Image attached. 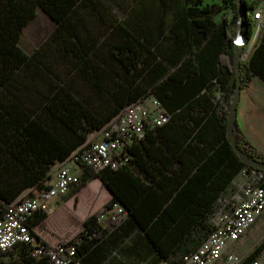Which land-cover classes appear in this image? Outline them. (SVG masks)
Returning <instances> with one entry per match:
<instances>
[{"label":"trees","instance_id":"trees-1","mask_svg":"<svg viewBox=\"0 0 264 264\" xmlns=\"http://www.w3.org/2000/svg\"><path fill=\"white\" fill-rule=\"evenodd\" d=\"M220 1L204 4V0H159L162 15L149 10H133L126 15L121 9L114 10L113 0H0V218L26 188L30 187L27 196H40L49 187L56 161L84 144L89 134L101 129L127 103L154 91L159 84H154L157 77L144 69L156 55H192L209 49L221 61L217 76L221 93L215 104V118L223 133L222 140L198 169L194 173H159L141 164L150 134L162 130L166 121L144 130L140 139L127 146L129 159L117 169L106 167L96 172L82 165L80 180L70 192L81 190L96 177L111 191L105 207L123 205L163 260L176 264L183 253L193 251L210 231L208 217L231 180L243 169H259L239 158L226 133L236 81L232 33L239 24V13L245 11L239 24L245 38L243 53L255 25L250 13L260 0ZM37 7L52 18L55 27L44 44L27 52L19 40ZM223 9H230L233 16L219 24L216 16ZM165 13H170L171 21L164 18ZM62 60L68 63L67 73H82L105 97L108 106L104 110L89 105L73 91L68 84L70 76L58 70ZM239 64L240 88L248 84L252 75L264 79V23L249 55ZM106 78L107 85L103 83ZM164 79L169 80L170 75ZM232 135L239 151L264 162V153L243 135L236 118ZM220 163L216 172H202L204 167L217 168ZM158 174L162 182H158ZM46 214L29 218L32 231ZM96 219L94 212L87 215L74 236L58 240L65 246H75L78 264L89 242L107 230L101 229ZM118 221L119 216L110 225ZM263 250L264 239L241 264L257 258ZM9 254L16 256L13 264H53L46 254L32 256L27 243L0 251V259Z\"/></svg>","mask_w":264,"mask_h":264},{"label":"crops","instance_id":"crops-1","mask_svg":"<svg viewBox=\"0 0 264 264\" xmlns=\"http://www.w3.org/2000/svg\"><path fill=\"white\" fill-rule=\"evenodd\" d=\"M257 8L264 12V0L259 2ZM225 12V18L230 21L233 13L228 9H225ZM250 15L252 17L253 14ZM257 34L256 28L252 39L257 37ZM227 35H230L228 29ZM232 36L234 39L236 31ZM252 44L253 42L250 41L249 48ZM234 46L237 47L235 43ZM166 55V57L161 54L156 55L144 69V72L156 76L154 84L158 82L159 84L155 85L153 92L140 97V100L148 107H153L155 101H158L161 109L169 113V117L162 130L150 134L146 152H143L141 157V164L148 170L153 169L159 173L172 171L194 173L198 165L222 140L223 130L215 118V104L221 93L217 81L221 61L220 57L209 49H200L192 55L169 53ZM167 75H170L169 80L164 79ZM236 116L243 135L256 150L264 153V79L258 75H252L248 84L240 88ZM166 143L172 146L168 148L165 146ZM221 164H218L217 168L204 167L202 172H216ZM52 175L53 173L48 183ZM157 176L158 182H162L160 175ZM235 181L236 177L231 180L221 196L230 193L232 184L236 187ZM93 184L96 185L95 190H97L94 195L102 193L101 202L97 206L85 208L78 224L72 225L68 236H64L61 207L68 201L76 202L79 192ZM75 186L66 195L53 198L52 211L33 228V231L47 244H54L60 238L70 239L82 228L86 216L93 212L96 215L102 212L105 202L111 197L109 188L96 177L88 181L81 190L70 195ZM28 190L30 187L23 190L13 201L17 202L26 197ZM221 196L217 198L215 206ZM99 207H101L100 211H95ZM118 216L119 221L114 226L110 225L112 220L109 216L97 220V225L107 230L99 233L96 240L89 242L86 253L78 258L79 264H156L162 261V257L138 224L127 213ZM88 237L91 239L93 235ZM259 256L261 257L262 253Z\"/></svg>","mask_w":264,"mask_h":264},{"label":"built area","instance_id":"built-area-1","mask_svg":"<svg viewBox=\"0 0 264 264\" xmlns=\"http://www.w3.org/2000/svg\"><path fill=\"white\" fill-rule=\"evenodd\" d=\"M252 14L257 29H260L264 23V12L256 8ZM251 48L242 53V59L249 55ZM167 119L168 113L161 109L158 101H155L153 107L146 106L140 99L127 103L101 129L94 131L95 134L91 133V139L88 138L68 157L53 164L49 187L40 196H26L8 204L0 218V251L18 243H27L32 256L46 254L53 264H78L74 257V245L65 246L58 241L54 244L43 242L28 226L29 218L37 213H50L53 208L52 199L66 195L78 184L82 165L90 166L96 172L106 167L117 169L129 159L126 147L140 139L144 130L162 125ZM240 174L242 180L236 183L229 195L219 198L210 213V231L206 238L193 251L183 253L176 264H241L243 259L230 246L238 242L264 213V171L250 168L243 169ZM125 213L127 211L123 205L114 203L103 208L96 220L109 216L113 221L119 214ZM156 264L174 263L163 260ZM245 264L262 263L255 258Z\"/></svg>","mask_w":264,"mask_h":264},{"label":"rangeland","instance_id":"rangeland-1","mask_svg":"<svg viewBox=\"0 0 264 264\" xmlns=\"http://www.w3.org/2000/svg\"><path fill=\"white\" fill-rule=\"evenodd\" d=\"M113 2L114 10L121 9L126 15L131 13V11L133 10H139V12L149 10L154 14H163L162 9L159 7V0H113ZM215 2H218V4L221 3L220 0H204V4H211ZM113 14L115 15V13ZM225 17L226 12L225 9H223L219 14H217L216 20L220 24ZM164 18L171 21L170 13H165ZM54 27L55 22L52 20V18H50L41 9V7H37L35 17L32 18L31 21L23 27V32L20 36L19 44L25 51L30 52L36 46L38 47L42 43H45L49 35L52 33ZM256 28L257 26L255 24L253 26V31L256 30ZM249 49V44H246L245 52ZM52 57L54 56L52 55ZM59 64V72H61L62 75L67 74L70 76L68 84L73 88V91L77 95L85 99L89 105L94 107L96 106L100 110H104L108 106V102L105 97L100 95L99 91H97L91 85L89 80L82 73L75 71L69 74L67 73L68 63L62 60L59 62ZM115 69L120 71L118 67H115ZM108 71V73H112L113 70L111 68H108ZM107 80L108 79L106 78V81L103 82L105 85H107ZM88 138L91 139L92 135L89 134ZM242 178V175L238 173L235 182L237 183L238 181L242 180ZM234 188L235 184H232L230 193ZM95 189L96 185H90L89 187L82 190V192H79L76 202L68 201L63 207H61L64 221V223H62V226L63 229L65 228V231L62 230L64 231V236H68L72 229V225L78 224V220L84 212L85 208L92 205L97 206V204L101 202L102 193H99L97 196H95L94 192L97 191ZM100 209L101 207L97 208L95 211H100ZM39 229L41 230V228ZM263 239L264 213H262L261 216L256 220V222L252 224V226L246 231L245 235L238 242L230 246V249H232L241 259H243L255 247V245H257ZM15 258L16 256L14 254H9L0 259V264H13ZM257 258L262 264H264V250L262 251V256H258Z\"/></svg>","mask_w":264,"mask_h":264},{"label":"water","instance_id":"water-1","mask_svg":"<svg viewBox=\"0 0 264 264\" xmlns=\"http://www.w3.org/2000/svg\"><path fill=\"white\" fill-rule=\"evenodd\" d=\"M244 12L245 11H242V13H244ZM242 13L240 12L239 15H238L239 24L241 22ZM239 24L237 25V27L235 29L236 30V36L233 39V42L237 46L235 48V56H234V67H235V78H236V81H235V85H234L233 92H232V98H231V101H230V104H229L228 117H227L226 138H227L228 142L234 148L233 150L239 155V158L241 160H243L244 162H246L248 164H251L252 166H255L256 168L264 170V162H257L254 159L244 155L241 151H239V148L235 144L234 139H233V135H232L235 118L237 117L236 116V103L238 101V96H239V91H240V86H241L240 73H239V70H240L239 61H240L241 56H242V48H241V46L244 44V41H245V38H244V36L242 34V27ZM258 30L259 29H257V31ZM254 40H256V37H254L250 41L254 42ZM249 42L247 44H249Z\"/></svg>","mask_w":264,"mask_h":264}]
</instances>
